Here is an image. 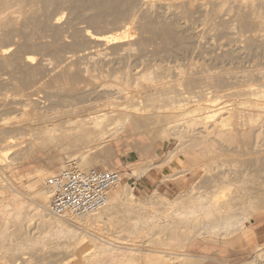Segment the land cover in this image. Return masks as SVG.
<instances>
[{
	"label": "rangeland",
	"instance_id": "1",
	"mask_svg": "<svg viewBox=\"0 0 264 264\" xmlns=\"http://www.w3.org/2000/svg\"><path fill=\"white\" fill-rule=\"evenodd\" d=\"M172 1L124 0L121 3V0H26L24 5L13 8L12 11L19 13L11 16L14 20L13 27H6L0 24V52L5 49L7 50V53L0 57V146L6 147L8 144L15 146L13 147L15 153L13 152V155L10 156L9 160L11 161L12 158L11 162L8 159L4 160L0 158V179H9L11 184L16 188L20 184L18 185V183H14L11 180L18 173H25L34 167H38L49 171L50 175H47L49 178L51 173L64 169L62 165L56 164V166H52L49 164L50 159L56 156L61 157L64 162L67 161L66 153L62 150L60 151L59 146H50L49 148L34 151L31 157L27 158H21L18 152L29 148L32 143L33 145L37 144L42 137L39 134L35 136L37 130L34 128L40 123H37L39 120L36 118L37 114L43 113L45 117L47 115V120H52L51 118L54 117L56 112L60 111L59 108H61L60 112L69 110L70 107H68L67 102L76 100L79 94L82 95V98H85L88 95L90 96L93 90L95 95L93 93L91 97L107 91L109 94L112 93L113 96H116L114 98L117 101L120 99L118 102L131 104L130 106L132 107L129 109V112L142 106H149V109L150 107L153 108L152 102L148 101L150 97H154L151 99L154 104L155 101L156 103L158 102L155 106L161 105V107H164L165 103L169 100L168 98H170V101L166 104V109L164 107V111L162 110V112H167L166 114L171 112L168 116L172 119L174 118L173 114L177 113L178 115L175 114L174 120H179V122L184 118L183 116L177 117L181 115L180 110H178L181 109L179 105H183V101L180 100L182 103L179 105L177 101H179L181 96L180 99H184L183 96H186L182 95L184 91H180L181 93H178L180 97H178L179 95L173 94L170 88L165 89L168 85H164L165 87L161 86L149 91L130 88L129 91L132 95L130 93L126 95L124 93L118 94L116 93L117 88H106L103 86V81L110 80V82H114V80L111 81V73L128 72L131 75H135L139 72H144V70H149L148 72L163 74V81L169 82V84L174 80L192 76L201 82L200 87H203V89H205V80L208 77L223 76V80L220 78L222 80V88L219 91L220 93H218V96H220L217 102V104L220 103V106L218 104V108L244 102L249 97L245 95L243 97V94L249 89L253 91L257 90L255 92H259V90L264 91V9L258 8L257 5H255V8H235L236 6L232 5L233 0H230L226 5H223L221 0H192V5L187 4L186 0L184 2L183 0H174L173 2L175 3ZM9 2L13 4L12 2L14 1L10 0ZM122 4L124 5L122 6ZM217 4L218 6H215ZM257 8L258 10H256ZM21 12H25L28 19ZM124 23L129 24V37L124 44L131 43L130 47H120L118 50L116 46H120L121 43L120 45H106L99 42V44L86 37L87 31L101 35L103 33V35L118 34L120 27L125 25ZM142 44L143 46H141ZM27 57L31 58L30 62L25 60ZM179 72L181 74H178ZM162 87L165 91H162ZM160 90L163 93L168 92L162 94ZM157 91L161 94L158 95ZM74 94H76L74 96L75 99L72 97ZM161 95L164 96L162 97ZM171 96L173 99H177V101H175L176 99H172L178 105H176V108L172 104ZM213 96L217 95L213 94ZM126 97L128 100L130 99L129 102ZM166 97H168V100ZM64 98H71L72 101L71 99L65 100ZM78 98L77 100H79ZM142 99H147V101ZM249 99L255 100L256 97L253 96ZM61 100H65L66 103L62 102L66 105L61 104ZM192 100L189 102L191 106L194 104ZM134 103L138 105H135V107ZM190 104L186 105V107H189ZM168 105L170 106L168 107ZM171 107L175 109H169ZM238 107L242 106L238 105ZM48 109H51V111ZM153 109H150L152 110L151 113L155 111ZM28 110L29 116H24L23 112ZM45 110L46 113H44ZM251 110V112L249 110L247 112L256 113L257 111L252 108ZM49 112L52 113L50 114ZM148 113L151 114L150 112ZM131 114L137 118L141 117L135 111ZM51 115L53 116L51 117ZM261 132L260 138H257L254 134L247 143L245 142L239 148L227 151L225 154L222 153L219 155L220 157L214 156V161L207 164V170L200 171L199 169L198 171L197 164L195 165V162L190 163L193 162L194 157L190 160L188 157L184 158L181 156V160L178 163L174 161L171 164L173 170L167 167L162 172L152 168L140 180L131 178L126 179L125 182L129 184L133 183L131 185L134 188L133 193L138 199L152 202L153 200H151L150 196L154 190L158 192V195L160 194L169 200H173L180 192L188 191L191 187H195L196 193L203 192L205 189L210 190L212 188L211 182H213L215 177L220 180L228 179L230 181L233 178H243L247 180V183H244L246 197L249 196V199L256 201L255 197H257V194L264 190V128H262ZM9 138L12 139V142L5 144ZM175 146L176 142L173 139H162L159 130H155L150 136L142 134L136 138L122 137L110 143L111 152L108 157L93 161H97L94 168L113 169L121 173L125 166L128 165L134 168L138 165L158 164L164 159L165 154L174 149ZM43 151L45 153L42 154ZM68 153L71 154L72 151L69 150ZM189 158L192 157L190 156ZM7 165L10 166L8 167ZM70 165L75 166L73 163H70ZM88 169H93V167H88ZM164 173H172L174 177L163 182L161 179ZM219 173L221 174L218 176ZM254 175H258L257 180L253 179ZM210 180L212 181L210 182ZM189 184L193 185L188 186ZM30 194L28 196L32 197L33 194ZM249 194H252L254 198ZM257 205H261V203L258 202ZM118 208L117 211L120 209V214H117L119 211L116 213L115 223L121 225L117 227L118 229L119 227L122 229L124 223L137 216L135 211L129 214L122 210L121 207ZM121 215H125L126 218L125 216L122 218ZM116 218L117 220L120 218L121 224ZM124 218L126 222L125 220L123 221ZM32 219L24 226L22 225L23 228L19 227V234L21 235L17 237L18 240L21 239L22 235L24 237L27 233L35 234L39 232L38 221L35 218ZM251 223L257 232L258 239L264 240V217L253 219ZM148 240L153 239L143 238L142 240H137L142 250L147 246L151 247L152 244L145 243ZM142 245L145 246L142 247ZM87 248L88 246H85L81 250H77L74 254L75 256L70 253L54 250L50 253L51 249L48 250V253L46 249L44 250L45 252L43 251L38 256L41 260L35 263L84 264L81 260V253ZM53 251L55 253L58 252L57 255ZM188 251L193 255L191 264H216L213 261L215 259L217 261L222 259L225 263H221L224 264H243L246 261H250L254 256L245 251L241 246H236L232 249L224 246L207 248L203 243H200L193 250L189 248ZM27 255L29 256L28 252ZM43 256H48L46 257L48 260L43 259ZM35 263L33 262V264Z\"/></svg>",
	"mask_w": 264,
	"mask_h": 264
},
{
	"label": "bare ground",
	"instance_id": "2",
	"mask_svg": "<svg viewBox=\"0 0 264 264\" xmlns=\"http://www.w3.org/2000/svg\"><path fill=\"white\" fill-rule=\"evenodd\" d=\"M9 1L0 0V24L6 27H13L14 20L11 16L18 12L12 10L15 6L24 5L26 0H13V4H10ZM184 1L185 0H183V2ZM123 2L124 0H121V3ZM185 2L189 5L193 4L192 0H186ZM229 2L230 0H221L223 5ZM232 2V5L234 4L236 6L235 8H255V5H257L258 8L264 9V0H233ZM123 5L124 4H122V6ZM180 5L183 6L182 4ZM215 6H218V4ZM258 8L256 10H258ZM21 14L26 17L25 12H21ZM26 19L28 18L26 17ZM128 25L129 24L122 25L118 34L103 35V33L101 35L87 31L86 37L106 45H120L121 43L120 46H116L118 50L120 47H130L132 45L131 43L128 42L124 44L129 37ZM141 46H143V44ZM6 53V49L2 50V52H0V57ZM25 60L30 62L31 58L27 57ZM148 71L149 70H144V72H139L135 75H131L128 72L111 73L110 77L113 78H111V81L114 80V82L105 79L106 81H103V86L106 88H117V92L115 91L116 93H124L125 95L128 93L132 95L129 91L130 88L149 91L164 85L171 86H167L168 88L166 87L165 89L167 90L170 88L173 94L176 93V95L184 91L182 95L186 96H183L184 99H180L182 96L180 97V94H178V97H180L179 101H177L176 98V100L173 99V95L171 96V101H177L178 105L182 103L180 100L183 101V105H179L181 109L177 108L180 110L179 112L181 114L177 117H184H181V122H179V120H174L175 114L177 113L173 114L174 118L172 119L168 116L171 112H168V114H166V111V113L162 112L164 107L166 109V104L170 101V98H168L170 97L169 94L172 92L167 94L168 97H166V99L168 98L169 100L167 99L168 101L166 103L162 101L165 103L164 107H161V105L155 106L158 102L156 103L155 101L154 104L153 100L151 101L154 97L148 98L146 96L148 101L152 102L154 105V109L150 107V109L155 110L151 113L152 110L149 109V106H142V109L135 108L132 112H129V109L132 107L130 103V105H128L125 102H118L120 99L117 101V99H115L116 96H113L112 93L109 94L107 91H103L104 93L101 91V94H96V96L91 97L93 93V95H95L93 90V93L85 98H82V95L79 94V96H77V98L81 97L78 98L79 100H77V98L74 100L76 94L72 95V97H74L73 100L76 101L75 103L71 98H67L72 101L67 102L70 109L62 112H60L61 108H59L60 111H57L59 109L54 110L57 112L55 115L53 114V118H51L53 116L51 115L50 118L52 120H47V115L45 117L43 113L37 114L36 118L39 119L37 123H40L34 129L37 130L35 136H38V134L42 135L39 139L40 142L38 141V143L34 145L32 143L29 148L26 147L27 149L18 153L21 158H27L31 157L34 151L49 148L50 146H59L60 151L62 150L66 153L67 161L64 162L61 157L56 155V157H53V155V158L49 157L51 158L49 161L50 165L56 166V164H59L62 165L63 168H66L71 166L70 163H73V165H75L74 168L86 170L88 167H93V169H95V162L97 161H93L95 159H103L106 156L108 157L111 152L110 143L122 137L136 138L142 134L150 136L155 130H159L162 139L166 140L171 138L176 142L175 148L168 151L164 159L158 164L138 165L135 167L133 166L134 168H131L130 165L125 166L124 170L119 173L120 181L109 192L106 206L85 216L64 215L62 217H55L49 213L51 192L46 187L45 183L48 179L47 175L49 171L43 168L34 167L25 173L16 174L11 180L14 183H18V185L20 184V186L16 188L11 184L9 179H0V264H33V262L35 263L41 260L38 256L46 249L47 252L51 249L50 253L54 250L70 253L75 256V252L81 250L85 246H88V248L81 253V260L84 264H191L193 255L188 250L189 248L193 250L200 243H203L207 248L224 246L232 249L236 246H241L245 251L249 252V254L254 255L250 261H246L243 264H264V240L258 239L257 232L251 223L253 219L264 217V190L257 194V197H255L256 201H253L254 199H249L250 197H246L244 191V183H247L246 179L233 178L232 181H230L228 179L220 180L216 177L213 180L212 177L213 182L210 180L212 183V188H210V190L205 189L203 192L196 193L195 187H191L189 190L187 189L188 191L180 192L173 200H169L160 194L158 195V192L154 190L150 196L151 200H153L152 202H148L145 199H138L133 193V187L131 186L133 183L129 184L125 182L126 179L128 180L131 178L140 179L142 176L146 175L150 169L152 170V168L162 172H164V168L167 167L173 170L171 164L174 163V161L178 163V161L181 160V156L184 158L188 157L190 160L194 157L193 162L190 163L195 162L198 171L199 169L200 171H204L208 169L207 164L213 162L215 157H220L219 155L222 153L225 154L227 151L239 148L241 145L245 144V142L247 143L254 134L257 138H260L262 133L261 130L264 128V91L259 90V92H255L257 90L253 91L249 89L243 94V97L244 95L249 98L254 96L256 97L255 100H250L248 98L244 102L218 108L220 106V103H218L219 106L217 104L220 98L218 93H220L219 91H221L222 88L223 76L218 77L219 75L217 74L218 76H214L213 78L210 76L211 79L206 77V85L205 89H203V87H200L201 82L192 76L174 80L169 84V82L163 81V74ZM178 74L181 73L179 72ZM162 89V91H165L163 87ZM160 92L158 93L157 91V94H165L168 91L165 93ZM213 94L217 96H213ZM161 96L163 97L164 95ZM130 97L132 98V96ZM64 99L67 100L66 98ZM65 100H61V102H65ZM191 100L192 103H194L192 106L189 103ZM144 101H147V99ZM175 101L169 103L174 104L176 108L177 104H175ZM63 102L61 104L66 103ZM163 103L160 102L162 105ZM152 104H150V106H152ZM188 104H190L191 107H186ZM135 105L138 104L134 103V106ZM238 105L242 107L239 108ZM169 106L170 105H168V107ZM173 108L174 107H171L169 109L173 110ZM251 108L256 109V113L247 112L248 110L250 111ZM49 111H51V109ZM134 111L136 114L138 113L141 115V117L137 118L133 116L131 113ZM27 112H29V110L24 111L23 115H28ZM44 113H46V110ZM11 138H9V140L7 139L8 142L5 144L11 143ZM4 140L6 141V139ZM148 146L150 147L149 144ZM13 147L15 146H11L10 144L6 145V147L0 146V158L9 160L14 152ZM69 150L72 151L71 154L68 153ZM53 152L55 153V151ZM43 153L45 152L43 151L42 154ZM143 155L145 154L143 153ZM190 156L192 158H189ZM34 159L36 160V158ZM102 170L116 171L107 168H102ZM53 174L54 173H51V176ZM220 174L221 173H219L218 176ZM173 177L172 173H164L161 181L165 182ZM256 178H258V175H254L253 179ZM192 185L189 184L188 186ZM29 193L33 194V196L29 197ZM250 196H252V194ZM148 200L150 201V199ZM253 202H255V204H253ZM258 202H260L261 205H257ZM119 205L122 210L129 214L135 211L137 216L126 222V216L124 215L125 218L123 221L125 220L126 223L122 225V229H120V227L118 229L117 227L121 225L115 223V215L120 210V207L118 208ZM117 208L119 209L118 211ZM117 214H120V211ZM124 216H122V218ZM32 218L38 221L37 225L39 232L35 234L27 233L24 237L23 235L22 237L20 236L21 239L18 240L17 237L21 235L19 234V227H22V225L24 226L30 219L33 220ZM120 218H118L119 220L116 218V220L121 224ZM143 238L153 239L145 242L152 244L151 247L147 246L145 247L146 249H141L137 240H142ZM144 246L145 245H142V247ZM54 251L53 253H55ZM57 253L55 254L57 255ZM46 257L48 256H43V259L45 258L47 261L48 259H46ZM213 261L219 264L225 263L222 259L218 261L215 259Z\"/></svg>",
	"mask_w": 264,
	"mask_h": 264
},
{
	"label": "built area",
	"instance_id": "3",
	"mask_svg": "<svg viewBox=\"0 0 264 264\" xmlns=\"http://www.w3.org/2000/svg\"><path fill=\"white\" fill-rule=\"evenodd\" d=\"M119 181L117 171L61 169L46 180L51 192L49 213L55 217L92 214L106 206L110 190Z\"/></svg>",
	"mask_w": 264,
	"mask_h": 264
},
{
	"label": "crops",
	"instance_id": "4",
	"mask_svg": "<svg viewBox=\"0 0 264 264\" xmlns=\"http://www.w3.org/2000/svg\"><path fill=\"white\" fill-rule=\"evenodd\" d=\"M141 178H143V177H141ZM141 178H140V179H141ZM140 179H138V180H140ZM138 180H137V181H138ZM134 185H135V184H134ZM133 191H134V188H133ZM215 263H216V262H215ZM216 264H219V263H216Z\"/></svg>",
	"mask_w": 264,
	"mask_h": 264
}]
</instances>
